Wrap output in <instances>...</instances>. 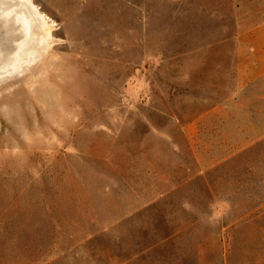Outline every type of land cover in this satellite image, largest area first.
I'll use <instances>...</instances> for the list:
<instances>
[{
    "label": "rangeland",
    "instance_id": "1",
    "mask_svg": "<svg viewBox=\"0 0 264 264\" xmlns=\"http://www.w3.org/2000/svg\"><path fill=\"white\" fill-rule=\"evenodd\" d=\"M32 2L0 264H264V0Z\"/></svg>",
    "mask_w": 264,
    "mask_h": 264
},
{
    "label": "water",
    "instance_id": "2",
    "mask_svg": "<svg viewBox=\"0 0 264 264\" xmlns=\"http://www.w3.org/2000/svg\"><path fill=\"white\" fill-rule=\"evenodd\" d=\"M42 18L30 0H0V71L14 72L38 58Z\"/></svg>",
    "mask_w": 264,
    "mask_h": 264
},
{
    "label": "crops",
    "instance_id": "3",
    "mask_svg": "<svg viewBox=\"0 0 264 264\" xmlns=\"http://www.w3.org/2000/svg\"><path fill=\"white\" fill-rule=\"evenodd\" d=\"M260 30H264V24L261 25V29ZM264 37V36H263ZM262 43H264V38H262ZM257 50H259L257 48ZM256 67L260 68V70L262 71V73L264 72V61H261L259 65H257Z\"/></svg>",
    "mask_w": 264,
    "mask_h": 264
},
{
    "label": "bare ground",
    "instance_id": "4",
    "mask_svg": "<svg viewBox=\"0 0 264 264\" xmlns=\"http://www.w3.org/2000/svg\"><path fill=\"white\" fill-rule=\"evenodd\" d=\"M30 1L32 2V0H30ZM32 3H33L34 6L39 10V14H40L41 18H42V19L45 18L44 16H46V15L44 14L43 11H41V10L39 9V6H38L36 3H34V2H32Z\"/></svg>",
    "mask_w": 264,
    "mask_h": 264
}]
</instances>
